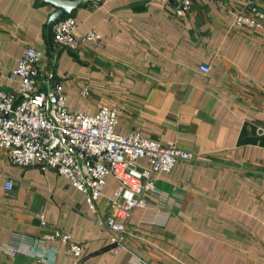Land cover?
<instances>
[{"label": "crops", "instance_id": "0c3cea01", "mask_svg": "<svg viewBox=\"0 0 264 264\" xmlns=\"http://www.w3.org/2000/svg\"><path fill=\"white\" fill-rule=\"evenodd\" d=\"M192 1L183 16L159 0L80 5L70 13L76 35L93 31L100 39L71 51L53 45L51 28L45 33L51 4L0 0L1 74L32 45L62 80L69 109L114 108L116 132L163 137L197 156L154 174L163 200L146 198L159 201L163 223L127 228L115 250L65 177L13 165L0 148V264H74L65 245L44 238L54 230L81 244L79 264H264V32L234 25L245 0ZM2 85L16 87L8 79ZM116 186L107 176L97 201L101 216L111 211ZM15 233L30 244L11 254L3 245Z\"/></svg>", "mask_w": 264, "mask_h": 264}, {"label": "built area", "instance_id": "2783aa9c", "mask_svg": "<svg viewBox=\"0 0 264 264\" xmlns=\"http://www.w3.org/2000/svg\"><path fill=\"white\" fill-rule=\"evenodd\" d=\"M159 1L169 4L177 16L189 13L193 3ZM244 5V9L234 13V25L264 32V7L258 0H245ZM76 28L73 16L58 19L51 27L53 45L74 51L83 42L100 39L93 31L78 36ZM43 60L41 50L27 45L16 66L6 75L0 73V148L13 165L52 169L65 177L84 195L94 222L109 232L114 249L118 250L127 228L147 231L164 221L159 201L154 203L146 198L150 195L163 200V194L155 186L154 174L168 173L180 161L196 160L197 156L163 137L151 139L136 130L127 134L116 132L118 114L114 108L104 105L94 114L69 109L62 80L53 65H44ZM199 68L205 74L211 70L205 63ZM4 79L16 83V87L4 88ZM139 160H145V165H140ZM107 176H112L117 186L109 199L111 211L101 216L97 201ZM12 186L13 180L7 177L5 190H11ZM36 216L45 225L43 214ZM44 238L65 245L75 258L74 264L80 263L82 246L72 240L70 233L54 230ZM29 244L27 236L15 233L3 248L18 254ZM41 261L51 264L45 259Z\"/></svg>", "mask_w": 264, "mask_h": 264}, {"label": "water", "instance_id": "95a60500", "mask_svg": "<svg viewBox=\"0 0 264 264\" xmlns=\"http://www.w3.org/2000/svg\"><path fill=\"white\" fill-rule=\"evenodd\" d=\"M98 2L99 0H40L41 3H49L54 10L49 14L45 23V33L50 31L53 23L64 15H69L75 8L85 5L88 2Z\"/></svg>", "mask_w": 264, "mask_h": 264}, {"label": "trees", "instance_id": "16d2710c", "mask_svg": "<svg viewBox=\"0 0 264 264\" xmlns=\"http://www.w3.org/2000/svg\"><path fill=\"white\" fill-rule=\"evenodd\" d=\"M70 15V14H69ZM65 16V15H64Z\"/></svg>", "mask_w": 264, "mask_h": 264}]
</instances>
